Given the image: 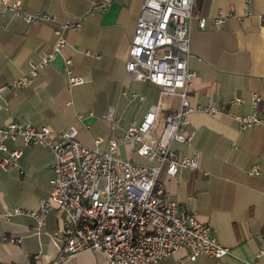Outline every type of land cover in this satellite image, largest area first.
Returning a JSON list of instances; mask_svg holds the SVG:
<instances>
[{
  "label": "crops",
  "instance_id": "obj_1",
  "mask_svg": "<svg viewBox=\"0 0 264 264\" xmlns=\"http://www.w3.org/2000/svg\"><path fill=\"white\" fill-rule=\"evenodd\" d=\"M12 1L20 2L29 14L43 12L57 22L31 25L0 10V90L28 75L31 63L54 50L59 24L88 15L96 0ZM143 2L115 0L105 11L89 15L75 31H66L63 51L39 69L30 87L0 92V125L19 121L48 126L59 134L75 128L84 146L94 149L95 141L102 139L100 148L105 149L109 138H119L133 123H141L160 97L159 89L126 73ZM194 10L189 60L190 72L196 76L190 87L194 111L186 127L194 138L191 146L174 143L173 150L180 156L197 154L200 167L179 170L174 178L164 173L161 181L175 202L194 212L199 222L209 224L217 243L232 255L191 262L181 251L159 264H264V256L256 257L261 248L258 234L264 235V126L243 130L232 117L253 111L264 115V0H251L248 6L246 0H195ZM221 12L226 18L217 26L212 19ZM200 19L206 20L205 29ZM66 59L84 84L68 88ZM133 93L145 100L133 99ZM252 93L262 100L257 108L251 105ZM239 98L244 103L234 101ZM164 104L163 116L179 106L177 98H167ZM212 104L222 113L209 116L202 111ZM111 107L119 121L115 131L105 119ZM6 146L9 152L21 151V156L7 171L0 166V214L16 207L38 211L52 191L53 154L42 146L26 147L21 140L7 141ZM120 156L154 165L129 153L127 146L121 147ZM255 166L261 174L250 176ZM60 225L56 212L46 215L40 233L32 217L21 215L11 222L0 218V264H51L58 256L50 235ZM63 264L107 262L103 254L86 251Z\"/></svg>",
  "mask_w": 264,
  "mask_h": 264
},
{
  "label": "built area",
  "instance_id": "obj_2",
  "mask_svg": "<svg viewBox=\"0 0 264 264\" xmlns=\"http://www.w3.org/2000/svg\"><path fill=\"white\" fill-rule=\"evenodd\" d=\"M114 1L96 0L88 15L60 23L54 32L57 39L54 50L43 55L39 62L31 63L28 75L0 92L30 87L39 69L50 65L63 51L67 44L65 32L75 31L89 15L105 11ZM250 2L246 0V6ZM194 5L195 0H144L131 38L126 73L130 79L159 89V102L141 123H133L119 138H109L105 149L100 148L104 143L102 139L95 141L94 149L84 146L75 128L59 134L48 126L38 128L19 121L0 125V166L4 170L17 165L16 161L21 156L19 150L8 151L7 141L21 140L26 147L42 146L53 154L52 191L41 208L27 212L16 207L0 214V218L7 222L21 215L32 217L36 221L35 230L40 233L46 215L58 213L61 216L60 228L50 235L58 257L51 264H63L86 251L103 254L107 264H159L181 251L186 252L185 259L191 262L199 257L219 260L232 255L230 249L217 243L209 224L199 222L194 212L175 202L161 181L164 173L174 178L179 170H197L200 167L197 154L180 156L173 150L174 143L191 146L194 138V133L186 130L190 124L189 115L194 111L190 103V87L196 76L189 69ZM1 9L31 25L57 22L54 16L43 12L27 13L18 1L0 0ZM250 14L248 12L245 16ZM225 18L221 12L212 22L221 26ZM199 23L202 29L207 27L205 19H200ZM64 69L69 89L85 83L82 77L73 74L70 59H66ZM132 96L141 102L145 100L136 93ZM167 98H177L179 106L163 116ZM234 101L244 103L240 98ZM250 101L254 108L262 102L256 93H252ZM202 111L209 116L222 113L214 104ZM232 117L243 130L264 126V115L256 111ZM105 119L109 120L111 131L118 128L115 108L108 110ZM161 119H164L162 132L156 139L155 131ZM122 146H127L129 153H136L154 165L139 164L121 157ZM259 174L261 170L257 166L249 172L250 176ZM257 238L261 243L256 255L259 258L264 256V235L260 233Z\"/></svg>",
  "mask_w": 264,
  "mask_h": 264
},
{
  "label": "rangeland",
  "instance_id": "obj_3",
  "mask_svg": "<svg viewBox=\"0 0 264 264\" xmlns=\"http://www.w3.org/2000/svg\"><path fill=\"white\" fill-rule=\"evenodd\" d=\"M162 126H163V122L161 121V122H160V125L157 127V129H156V131H155V132H156V134H155L156 139L159 138V136H160V134H161V132H162V131H161Z\"/></svg>",
  "mask_w": 264,
  "mask_h": 264
}]
</instances>
